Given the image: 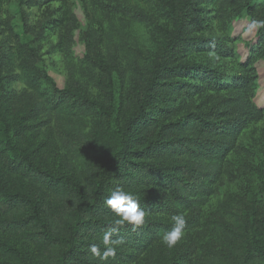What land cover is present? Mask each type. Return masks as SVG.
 <instances>
[{
    "label": "trees",
    "instance_id": "trees-1",
    "mask_svg": "<svg viewBox=\"0 0 264 264\" xmlns=\"http://www.w3.org/2000/svg\"><path fill=\"white\" fill-rule=\"evenodd\" d=\"M93 4L105 25L88 29L83 56L71 51L79 30L71 12L53 46L66 59L64 88L40 49L60 19L48 16L40 33L0 29V264H105L90 246L103 250L114 228L125 243L106 264H264L262 200L220 201L203 219L228 184L241 137L264 118L255 103L264 31L243 56L229 45L234 22L264 19V0ZM212 23L220 37H200ZM206 52L238 71L192 61ZM117 187L137 195L141 227L115 225L105 200ZM177 213L184 236L169 248L161 238Z\"/></svg>",
    "mask_w": 264,
    "mask_h": 264
},
{
    "label": "rangeland",
    "instance_id": "rangeland-1",
    "mask_svg": "<svg viewBox=\"0 0 264 264\" xmlns=\"http://www.w3.org/2000/svg\"><path fill=\"white\" fill-rule=\"evenodd\" d=\"M0 5V29L6 34H9L8 30L11 31L12 29L13 32H18V29H27V27L36 33H40L41 24L51 15L53 18L57 17L62 21V25L52 34H48V37L40 44L43 67L53 78L58 88H64L66 85V59L62 53L53 51V46L57 44L58 36L62 34V27L66 23L67 14L73 13L78 21L79 30L71 48L76 59H80L84 54L83 43L88 29L99 30L101 26L105 25L103 16L93 4V0H0ZM211 12L212 8L208 6L206 15H212ZM211 26L212 28L204 31L200 37L212 39V41L220 37L221 34L217 31L218 25L212 23ZM139 30L141 34L152 36V32L148 29L140 28ZM254 34L255 32L249 33L247 31V20L239 19L234 22L233 29L229 33V37L234 38V42L229 45L230 47L235 46L237 52L243 56L246 44L253 38ZM148 42L153 45L150 39ZM191 58L194 63H201L218 71L228 68H233V74L238 71L237 65L231 59H215L208 52L194 54ZM257 73L255 103L264 107V61L258 63ZM42 142L46 145L53 144L51 136L46 133L43 135ZM239 145L242 147V151L232 158L228 184L222 190L220 199H212L204 207V220L212 215L211 210L218 208L220 201L221 203H229L230 206L237 203L245 206L253 199L262 200L264 203V118L258 123L252 124L245 131ZM196 235L208 236L203 229L197 231ZM20 247L22 250L24 249L22 245H19Z\"/></svg>",
    "mask_w": 264,
    "mask_h": 264
},
{
    "label": "clouds",
    "instance_id": "clouds-1",
    "mask_svg": "<svg viewBox=\"0 0 264 264\" xmlns=\"http://www.w3.org/2000/svg\"><path fill=\"white\" fill-rule=\"evenodd\" d=\"M247 19V18H246ZM249 33H261L264 31V19H251L247 25ZM215 59H219L215 54H210ZM105 205L116 217L115 225H131L133 230L141 227L145 222V210L140 206L137 195L133 192L126 191L122 188H115L105 200ZM173 227L171 231L162 236V242L169 248L175 246L184 236L186 226V217L183 213H177L171 216ZM118 228L105 232L102 238L103 250L100 246L93 244L90 246V252L94 257L99 258L101 262H106L109 258H115L117 248L125 243L123 237L113 238Z\"/></svg>",
    "mask_w": 264,
    "mask_h": 264
}]
</instances>
